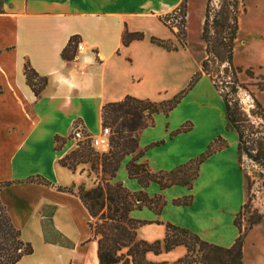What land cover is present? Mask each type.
<instances>
[{"label":"crops","instance_id":"crops-1","mask_svg":"<svg viewBox=\"0 0 264 264\" xmlns=\"http://www.w3.org/2000/svg\"><path fill=\"white\" fill-rule=\"evenodd\" d=\"M1 2L0 184L5 185L0 200L21 238L34 249L17 264H100L92 217L78 194L80 186L94 187L96 176L89 173V163L75 171L60 164L77 147L73 128L82 126L96 136L103 127L106 104L127 96L170 100L198 72H202L200 79L169 115L159 112L154 126L139 133L142 157L138 162L155 173L167 172L198 158L219 137L227 146L199 165L192 188L176 184L162 189L157 182L142 187L129 176L127 164L132 157L122 161L111 181L122 182L132 192L161 195L166 202L161 213L148 207L131 212L133 218L149 222L137 230L139 239H164L165 224L170 222L209 242L233 245L240 234L235 219L246 202L238 134L227 117L223 97L202 71L204 42L197 49L191 45L190 0ZM183 5L184 46L176 29L161 20ZM125 32L141 33L143 38L125 44ZM73 37L83 48L77 47L69 61L62 52ZM153 37L177 48L168 50ZM27 62L47 78L40 95L27 82ZM185 126L191 129L180 131ZM57 136L66 141L61 149L56 148ZM190 195L189 203H183ZM186 252L178 246L160 254L149 252L147 259L163 262L176 254L178 260Z\"/></svg>","mask_w":264,"mask_h":264},{"label":"trees","instance_id":"trees-1","mask_svg":"<svg viewBox=\"0 0 264 264\" xmlns=\"http://www.w3.org/2000/svg\"><path fill=\"white\" fill-rule=\"evenodd\" d=\"M0 0V12L2 11ZM181 9L185 10L186 5ZM162 16L161 20L175 27L174 20L177 13ZM237 2L228 3L225 7V23L221 25L218 19L214 18L215 25L224 26L221 33L219 45L224 48V56L220 63H229L231 68L234 52V43L239 31V20L237 17ZM174 19V20H172ZM208 25V15L205 19V29ZM179 43L186 44L187 32L185 29L176 31ZM141 33H127L123 36L125 44H129L134 39H142ZM217 38V37H216ZM79 38L73 37L64 48L62 56L66 60H73L76 53ZM218 40V38H217ZM152 41L165 46L168 50H175L169 41H163L155 37ZM214 42L209 44V49H213ZM212 53L211 50H209ZM207 60L203 61L202 71H207ZM226 70V69H225ZM25 75L28 84L36 95H40L47 84V78L40 77L38 73L27 62L25 64ZM202 72L196 73L187 88L175 95L170 100L153 101L151 99H140L127 96L121 101L111 102L103 107V127L109 126L112 130L110 148L106 152L94 149L90 142H77V147L60 160L64 167L75 171L80 164H91L90 174L96 176V185L90 189L80 186L78 194L89 210L92 217L90 227L93 236L98 241V258L100 264H244L243 235L237 219L235 223L239 228V236L231 246H221L203 239L197 233L188 228L177 226L167 222L166 235L162 240L149 242L139 239L137 230L149 223L148 221L137 220L131 216V212L137 209L148 207L156 213H161L166 205L161 195L149 196L145 191L132 192L126 188L122 182H112L116 177L122 161L129 155H133L127 164L129 176L138 179L142 187H147L151 182H157L162 189L176 184L192 188V182L197 176L199 165L204 162L217 149L227 146L221 137L215 139L209 149L195 160L188 164L179 166L167 172L155 173L146 163H139L142 152L139 151V142L136 137L142 130L154 126L155 115L159 112L169 113L180 103L182 98L193 88L200 79ZM235 81L231 87V93H236ZM223 97L227 117L238 134V151L246 154L250 159L264 163V133L255 127L248 113L238 103H233L230 93L220 90ZM256 106L262 110L259 118L264 120V110L260 103ZM191 126L183 127L180 131L187 132ZM56 148L61 149L65 139L57 136L55 138ZM224 142V143H222ZM196 166V172H190V168ZM31 181L36 179L31 178ZM36 181H40L37 179ZM0 184V191L4 186ZM191 195L183 202L188 204ZM181 201H175L179 204ZM178 246H184L187 250L184 257L170 263L168 261L155 262L147 259V253L160 254L169 252ZM33 246L21 238V231L15 227L4 205L0 200V264H17L24 256L33 254Z\"/></svg>","mask_w":264,"mask_h":264},{"label":"rangeland","instance_id":"rangeland-1","mask_svg":"<svg viewBox=\"0 0 264 264\" xmlns=\"http://www.w3.org/2000/svg\"><path fill=\"white\" fill-rule=\"evenodd\" d=\"M234 1L237 2L239 31L231 62L234 68L230 69L229 63H220L225 54L219 43L224 30L221 25L225 23V7ZM204 4L205 0H190L188 29L191 45L197 49L204 42L203 61H208L205 74L219 92L230 93V100L238 103L254 121L255 127L264 133V120L258 117L262 110L256 106L258 102L264 110V0H208L206 32L202 23ZM177 15L174 28L176 31L185 29V10L181 9ZM214 18L221 25H215ZM211 42H214L213 49H209ZM234 81L237 91L231 93ZM139 135L136 136L138 142ZM237 155L246 192V202L236 217L243 235L244 264H264V163L254 161L238 150ZM127 157H134V154ZM195 170L192 166L189 171L194 173ZM165 258L172 263L177 260V255L170 254Z\"/></svg>","mask_w":264,"mask_h":264},{"label":"built area","instance_id":"built-area-1","mask_svg":"<svg viewBox=\"0 0 264 264\" xmlns=\"http://www.w3.org/2000/svg\"><path fill=\"white\" fill-rule=\"evenodd\" d=\"M77 47L78 49L83 48L82 44L80 43H77ZM111 134V128L108 126L102 127L101 132L98 135L93 136L85 131L84 127L77 125L73 128L72 136L77 142L89 141L91 146L97 151L106 152L110 148Z\"/></svg>","mask_w":264,"mask_h":264}]
</instances>
